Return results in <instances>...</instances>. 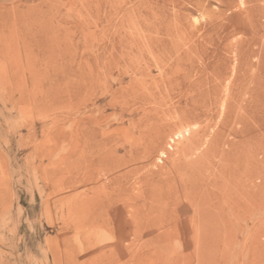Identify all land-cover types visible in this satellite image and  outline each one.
Returning <instances> with one entry per match:
<instances>
[{"label": "rangeland", "instance_id": "obj_1", "mask_svg": "<svg viewBox=\"0 0 264 264\" xmlns=\"http://www.w3.org/2000/svg\"><path fill=\"white\" fill-rule=\"evenodd\" d=\"M0 264H264V0H0Z\"/></svg>", "mask_w": 264, "mask_h": 264}, {"label": "bare ground", "instance_id": "obj_2", "mask_svg": "<svg viewBox=\"0 0 264 264\" xmlns=\"http://www.w3.org/2000/svg\"><path fill=\"white\" fill-rule=\"evenodd\" d=\"M188 133V129H180V131H178V133H176L175 135H177L178 134V136H180L181 138H184L185 139V143H183V146L182 147H184L183 148V155H187V152H186V148L188 147L187 145H190L191 144V142H193L194 141V137L193 136H191L190 138H188L189 136H186L185 135V133ZM186 133V134H187ZM193 141H192V140ZM180 139H178V141H179ZM255 149V148H254ZM235 158V157H234ZM242 160V159H241ZM202 163V162H201ZM238 165V164H237ZM236 177H238V176H236ZM259 178V177H258ZM202 179V178H201ZM228 180V179H227ZM239 184V183H238ZM221 187V186H220ZM229 198V197H228ZM223 199V198H222Z\"/></svg>", "mask_w": 264, "mask_h": 264}]
</instances>
